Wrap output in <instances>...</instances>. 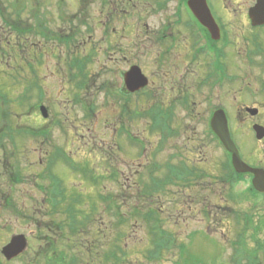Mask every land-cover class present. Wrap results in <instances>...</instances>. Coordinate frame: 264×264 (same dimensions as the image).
<instances>
[{
	"label": "rangeland",
	"instance_id": "obj_1",
	"mask_svg": "<svg viewBox=\"0 0 264 264\" xmlns=\"http://www.w3.org/2000/svg\"><path fill=\"white\" fill-rule=\"evenodd\" d=\"M110 1L112 3L113 0ZM134 1L138 6L132 12L123 13L122 17L112 20L114 24L107 28L103 22L109 4L106 5L103 0H1L2 6L21 9L22 16L30 18L34 9L41 8L47 20L57 27L63 25L69 28L73 25L70 24L72 13H77L76 20L73 19L78 25L77 49L82 51L80 54L93 52L94 59L88 64L91 78L88 88L82 89L77 85V80H73L70 83L74 86L71 90L70 85V89L64 88V82L67 84L70 81L62 78L64 76L58 71L59 67H56L58 65L52 56L44 57L39 73L41 77L37 81L46 90L43 102L49 108L47 127L51 133L41 153V138L25 134L26 128H37L43 117L39 110L34 109L40 98L37 91L34 89L27 92L25 87L28 79L18 76L20 72L23 75L20 65L21 61H25L19 51L23 45L13 46L15 40L8 43L0 38L1 54H5L0 59V68L7 70L0 72V264H44L46 256L42 249L46 248L48 253L57 248L68 250V245L75 246V243L80 247L84 244L82 249L79 247L80 250H73L79 254L76 260L78 264H105L104 252L116 249L117 246L121 249L119 251L125 253L121 256L124 259L120 264H151L148 258L146 263L144 259L146 252L153 250V235L158 229L173 231L184 243H187L186 234L197 229L196 233L190 234L192 242L189 248L194 253L196 250L201 251L203 245V234L199 231L201 228L230 227L229 235H236L239 229L237 225L247 224V215L253 225L252 229L260 228V236L264 238V203L254 195L247 196L252 183L246 176L240 181L230 182L229 186L224 184L223 176L229 173L226 152L216 139H212L211 143L208 141L210 131L207 130V117L211 112L224 109L241 158L252 166L264 169V139H257L252 129L255 123L264 125V29L253 30L247 14L256 0H210L230 39L226 49L229 75L216 86H213L212 80L205 79L208 73L205 60L192 61L187 49L169 51L164 58L171 40L160 38L166 33L163 19L167 13L171 17L170 22L174 23L173 19L176 18L171 15L174 9L170 7H174L176 1L170 4L169 0ZM111 6L117 8V3ZM138 9L143 13L136 11ZM185 22L184 27L189 31ZM114 27L119 29L120 37L116 36ZM132 28H135V33ZM220 32L218 43H223L226 36L223 39ZM177 37L180 39L184 36L177 32ZM191 42V39L187 41L188 46ZM61 49L63 58L64 52L68 50L64 46ZM248 49H251L250 54L253 56L252 59L247 57L249 60L243 56ZM15 54L19 59L17 62L12 60ZM10 61L15 65L11 70L12 75H8ZM135 64L148 78L149 86L143 94L129 93L126 97L128 120L124 122L129 135L141 141L144 146L129 140L127 132L121 131L123 108L118 96L117 99L114 96L123 82L122 73H126ZM203 76V84L198 87ZM173 84L187 87L188 90L184 88L187 91L185 95L189 96V105L192 107L187 112L181 109L175 111L173 125L179 132L174 138L165 141L169 146H162L159 126L151 123V120L156 121L153 117L157 114L152 106L159 103L158 89ZM108 89L114 94L108 93ZM184 92L179 91L178 96L184 95ZM88 103L87 107L93 108L91 117L87 116L85 108ZM178 103L181 104L180 98ZM252 107L258 108L257 114L249 112L248 108ZM144 108L149 109V118L145 114L131 119L135 112L144 114ZM10 123H13L14 129L19 130L10 133L8 131L11 130L6 131ZM59 150L69 153L72 161L66 164L61 154L56 156L54 152ZM176 152L182 153L175 154V161L172 160L178 163L177 166L180 164L182 169L185 167L189 170L188 165H197L202 177L204 172L208 173L202 178L205 181L203 189L195 193V188L185 190L186 187L177 185L176 181V186L173 184L166 192L151 194L153 187L146 184L164 179L165 163L172 159L170 154ZM177 155L180 157L177 158ZM51 160L54 162L50 163ZM86 161L87 168H92L90 173L95 169L107 178L96 185L89 174L80 169ZM48 172L61 178L63 187L67 188L66 194L62 196L64 198H60L63 200L61 206L65 208L67 201H70L75 204L77 211H86L90 215L89 229L83 227L78 232V225L76 228L67 225L73 218L69 219L65 213L61 216L58 212L48 210L46 193L43 192L51 182ZM115 172L117 175L111 177ZM211 174L215 190L210 188ZM227 177L229 174H226ZM74 191L85 193L87 197L77 202L75 198H69L75 196ZM228 193L239 194L236 201L230 200ZM111 194H119L126 200L116 202L123 206L121 217L108 212L111 204L115 203L106 202ZM195 194L198 198H206L205 207H197L205 209V212L218 213L216 220L215 215L206 216L205 219L204 216H194L192 213L195 211L191 212V207L178 204L183 203L184 198L193 199ZM6 199L10 200L9 203L1 205ZM135 200L136 203L147 202L152 207L156 205L153 209L158 211L157 214H147L150 212L146 209L148 205L144 210L137 206L136 220L130 214ZM155 216L163 219L162 227L153 226L152 217ZM177 216L184 218L176 223ZM119 219L123 223L116 227L115 222ZM103 222L106 227L98 232ZM260 232L254 238H258ZM21 233L28 238L26 250L18 258L6 260L1 253L2 247L13 235ZM211 233L216 234L215 231ZM216 235L219 236L218 233ZM93 238L96 246L90 251L89 245L85 244L94 241ZM113 261L110 258L109 264Z\"/></svg>",
	"mask_w": 264,
	"mask_h": 264
},
{
	"label": "flooded vegetation",
	"instance_id": "obj_2",
	"mask_svg": "<svg viewBox=\"0 0 264 264\" xmlns=\"http://www.w3.org/2000/svg\"><path fill=\"white\" fill-rule=\"evenodd\" d=\"M172 1L174 0H169L168 4H170ZM175 1L176 2H175L174 7H170L174 9L171 12V15L173 16V18H176V19H173L174 23L170 22L171 17L167 16V13H165V17L163 19L164 20L163 27L166 33L162 34L160 38L162 40L163 39L165 40L166 38L171 40V43L169 44L167 48V52L164 58L167 57L169 51L185 48L187 49V53L190 56V59L192 61L195 62V61H198V59L205 60L204 62L205 68L208 70V73L205 79L208 81L212 80L213 86H216V84L220 85V82L226 79L227 76L229 75L227 72H229L230 66L228 65V63H226V60H227L226 49L229 46L230 39L228 36H226L227 33L224 32L225 27H222V24L219 22L220 21L219 17H217L215 13L216 7H214V5L212 4V2H210V0H207L208 7H210L211 9V13H212V16L215 18L216 25L217 26L219 25L220 27L219 33H221L220 32L221 30L223 34L222 35L223 39L226 36V39L223 43H218L221 37L218 36L217 38H215L211 32V29L208 27H205L198 20V18L196 19V21L194 20V18L192 17L194 15L192 14L191 10L186 7L185 1L187 0H183V1L175 0ZM103 2L106 5L109 4L108 12L105 15L106 19L103 22L107 28L110 27V25L114 24L112 20L115 21L118 17H122L123 13L128 14V12H132V9L138 6V4L134 0H113L112 3L116 2L117 8H113V6H111L112 3L110 0H103ZM136 11L143 13V11L139 9ZM76 18H77V13H72L70 24H73V25H70L71 30H70V27L66 28V27H63V25H59L57 27V26H53L47 20V18L45 17V12H43V9L41 8L34 9V11L31 14V18H30V17L22 16L21 9L6 8L2 6L1 0H0V38H2V40L4 39L7 40L8 43H10L11 40H15L14 43L12 44L13 46L23 45V47L19 50L20 54L23 57V60L25 61V62L21 61L22 66L20 65V68L23 70V75L21 74L22 72H20L18 76H23V78L26 77V79H28V84L25 87L27 92L29 90L35 89L40 97L34 109L39 110L43 118L40 119L41 122L37 128L36 127L26 128L25 134H29L31 135V137H34V138L36 137L41 138V145H40L41 153H43L42 150L45 149L46 141L48 138H50V133H51L50 128L47 127V120L49 119L48 117L50 116L49 108H47L48 106H46V104H44L43 102L45 95H46V90L43 88V84L37 81V79L41 77L39 73H41V64H43L44 62V59H45L44 57L49 56V55L52 56L51 58L54 60L55 64L58 65L56 67H59L58 71H60L61 74H63L64 76V77L62 76L61 77L63 79L65 78V80L67 78V81H70L67 84L66 82H64L65 89H70V86H71L70 83H73V80H77L78 82L77 85L79 87L82 86L81 87L82 89L88 88V84L91 79L90 73L88 70V64H90L93 61L94 56L92 55L93 52L80 54V52L82 51H79L77 49L76 44L78 42V38L76 35L78 34V25L75 23V21H73V19L76 20ZM249 19H250V16H249ZM184 22L187 28L189 29V31H186L184 27ZM250 25L253 27V30L255 31H257L258 29H262V28L264 29V25H258V26L252 25L251 19H250ZM53 27H57V28H53ZM128 29L129 28H124V30H128ZM113 30L117 31L116 36L120 37L119 29L114 27ZM168 31L169 33L167 34ZM175 31L179 32L181 36L183 34L184 37L179 39L177 37V32ZM132 32L135 33V28H132ZM188 38L192 40L190 46H188V43H187V41L189 40ZM63 46L66 49V51L68 50V52H64V55L62 58L63 50L61 49V47ZM1 52H2V49H0V57H1L0 59H2L5 55L3 54L2 56ZM250 52H251V49L246 50L243 56L245 58L250 57V59H252L253 56L252 54H250ZM18 56L19 55H17V57ZM9 57H11V55ZM247 59L249 60V58ZM12 60H16V62L17 60H19L16 58V54L12 58ZM80 61L84 62V64L82 65ZM9 63H10L9 64L10 71H8L9 72L8 75H12L11 70L14 68L15 65L12 64L11 61ZM136 64L133 66H136ZM1 71L7 72V70H2L0 68V72ZM126 74H127V71L126 73H122L121 75L123 82L121 83L120 87H118L117 93L119 96V104L123 108L122 115H124L122 116L123 124H121L122 125L121 131L125 133L127 132L128 139L130 140L128 127L126 126L124 122V120L125 121L126 119L128 120L126 97H128L129 93L138 94L139 92H141L143 94V91L146 92V90L148 89L149 84L148 86L139 88L138 90L131 92L128 90V86L125 83ZM14 76L16 77V75ZM203 79H204V76L201 78V81H199L198 87L203 84V81H204ZM77 85L76 87L78 88ZM73 87L74 86L72 85L71 90L73 89ZM184 88L188 90L186 86H184ZM184 88L182 85L178 86L177 84H173L168 87L164 85L163 87H160L157 91L158 96H159V99L157 100V102L159 103L158 104L154 103L152 106L153 108L156 109L157 114L153 117V119L156 118V121L151 120L152 117L150 120H151L152 125L159 126L160 132L158 133H160L159 135L162 134L161 135L162 136L161 137L162 146L163 144L169 146L165 141H168L171 137L174 138L179 132V129L177 128L175 129L173 125L174 117L176 114L175 111L177 109L186 111L190 107H192L191 104L189 105L190 103V101L188 100L189 96L185 95L187 91ZM110 91L112 92L111 89L107 90L108 93H110ZM179 91H185L183 93L184 95H181L179 97L178 96ZM112 94L114 93L112 92ZM166 96H169V97L166 98ZM179 98H180L181 104L178 103ZM87 105H89V103L85 104L86 110L89 111L87 116L91 117L93 114L91 115L90 112L91 110H93V108L90 109V107H87ZM42 107L46 108L47 116L41 113ZM148 110L149 109L147 108L143 109V111H145L144 113H146L147 117L149 118ZM211 116L212 114H210L207 117V120H208L207 124H209V127H208L209 129L207 128V130L210 131V135H208L210 139H208V141L210 143L212 142V139H215V135L213 131H211V128H210ZM9 126L10 128H7L6 130V131L11 130V131H8L9 133L19 130V128L14 129L13 123H10ZM27 131L28 133H26ZM66 131L67 130L65 129V132ZM59 151H56L54 153L57 154L56 156H59V154H61V158L64 159L66 164H67V161L69 160L72 161V156L69 153H67L64 150L63 151L59 150ZM192 151L199 152V150L198 151L192 150ZM175 154H182V153L176 152V153L170 154L172 155V159L167 160L165 163L166 164L165 165L166 176L163 179V185L157 186V187L153 186L152 190L154 191L151 194H157V192H160V193L166 192V190H168L170 186H173V184L175 186L176 184L181 185L182 187L185 186L186 187L185 190L195 188L196 189L195 193L198 192L197 190L201 191L203 189V186H204L203 183L205 181L203 182L202 178L208 175V173L206 174V172H204L203 174L202 172L203 174V177H202V175L200 174L201 171L199 172V168L197 165H196L197 167L194 165L193 166L188 165L187 168L189 170H187L185 167H183L182 169L180 164L177 166L178 163L173 162L175 161L173 160V158H176ZM51 155L55 156V154H51ZM179 157L180 155H177V158ZM56 158L57 157H55V159ZM187 174L189 175L187 176ZM226 174L228 173L226 172ZM226 174H224L223 176L224 178L222 179V181L224 182L226 186L227 185L229 186L231 184L230 182H233V179H230L228 177L225 178ZM210 176H211V180L209 181L211 184L210 188L212 190H215V187L212 186V184L214 183V180L212 179L214 177L212 174ZM246 177H248L249 180L251 181L253 175L251 173H246ZM176 181L177 183L175 184L174 182ZM253 194L255 195V197H257V200L259 201L262 200V202L264 203V192L256 191ZM253 194L252 192H250V193H247V196H253ZM238 195L239 194L234 195L232 193H228L227 197L230 200L236 201V199L238 198ZM239 197L242 198V194H240ZM205 199L206 198H198V196H196L195 194L193 199L184 198L183 203L178 202V204H180L181 206L188 205L189 207H191L190 211L191 212L195 211L192 213L194 214V216L199 215L201 218L202 216H204V219H205L206 216L215 215L214 219L216 220L218 218L217 217L218 213L215 214L210 211L205 212V209L197 207L199 205L201 207L203 206L205 207V201H206ZM9 201H10L9 199L3 200L1 205L9 203ZM123 201L126 202V200H121L120 202H123ZM106 202H110V201H106ZM146 205H148L147 202H143L142 204V203H136V200H135L133 207L136 208V214L133 217H135L136 220H138L137 206H140L139 208L142 207L144 210ZM152 206L150 205L146 209L150 211L147 214H150V215L153 214L154 216V214H157L158 211L157 210L155 211L153 209L154 207H157L156 205H154V207ZM196 207L197 209L195 210ZM158 209L160 208L158 207ZM62 211L63 210H61V212ZM64 213H66V211H64ZM190 214L188 215L189 217H191L192 215ZM60 215L63 216L64 214L60 213ZM150 215L148 216L151 217ZM67 216L69 217V219L71 218V216L69 215ZM82 218H86L87 220V224L85 223L86 225H83V227H86V229H89L88 225L91 222L89 221L90 215H82ZM182 218L184 217L177 216L176 223L180 222ZM152 219L154 222L153 226L156 225L158 227L159 226L162 227L164 225L162 218L159 219V217L155 216L154 218L152 217ZM247 221L248 222L245 225L244 224L237 225L236 228H239V229L237 230V233H235L236 235H232V236L229 235V233H231L230 227H222V226L218 227L217 226V228H208V227L201 228L199 231L202 232L203 234V239H202L203 245L201 247V251L196 250L194 251V253L191 252L189 248L190 247L189 244L190 242H192V240H190V237H191L190 234L196 233V231H198L197 229L190 230L186 234L187 243H184L183 241H181L179 239L180 237L171 230L166 229L164 231L162 228L161 229L162 231H161L160 229H158L155 235H153V239L155 238L154 240H152L153 250L147 251L146 257L144 253V257H145L144 261L146 263L147 258H148L151 264H264V238L263 237L261 238L260 236L262 231L258 227L252 229L253 225L250 224V219H248ZM67 225L69 226V222L67 223ZM105 227H106V224L103 222V226L99 225L98 232H100V230H103L102 228H105ZM210 231L211 232L215 231V233L216 234L218 233L219 236L214 233L210 234ZM258 231L259 232L261 231L258 234L259 237L254 238V236L257 235ZM213 235H216V237ZM86 245H89L90 251L94 250L96 246V240L88 241L85 244V246ZM68 246L70 248V249L68 248V250H62V249L58 250V248L51 252L49 250V253L52 256V261L54 262V264H78L76 261L79 258L78 252H76L75 254V252L73 251L75 248L73 249L71 245H68ZM82 246L80 247L81 249H82ZM42 252L44 256L46 253H48L46 248L42 249ZM110 254H111V250L108 252H104L103 261L105 264H109V261L111 258ZM44 264H48L47 257H45Z\"/></svg>",
	"mask_w": 264,
	"mask_h": 264
},
{
	"label": "water",
	"instance_id": "obj_3",
	"mask_svg": "<svg viewBox=\"0 0 264 264\" xmlns=\"http://www.w3.org/2000/svg\"><path fill=\"white\" fill-rule=\"evenodd\" d=\"M189 7L192 8L194 14L205 27L211 29L215 38L219 36V27L215 23L214 17H212L210 8L207 5V0H189ZM249 15L253 25L264 24V0H257L254 6L249 10ZM125 82L131 91H134L140 87H144L148 84V78L141 72L140 68H131L125 77ZM249 112L253 115L258 113V108H248ZM42 112L47 116L46 108L42 107ZM211 127L217 134L218 138L222 141L226 150L231 154V160L233 167L240 173L249 172L254 175L253 185L256 190L264 192V169L259 167L250 166L245 160H242L240 150H238L236 143L232 140L231 130H229V119L224 109L216 111L211 119ZM256 138L259 140L264 139V125L258 123L253 124ZM28 245L27 238L22 233L12 237L11 241L3 248V254L12 259L22 254Z\"/></svg>",
	"mask_w": 264,
	"mask_h": 264
},
{
	"label": "trees",
	"instance_id": "obj_4",
	"mask_svg": "<svg viewBox=\"0 0 264 264\" xmlns=\"http://www.w3.org/2000/svg\"><path fill=\"white\" fill-rule=\"evenodd\" d=\"M80 62H81L82 65L84 64V62H82V61H80ZM88 113H89V111H87V114ZM144 115H145V113L143 114L141 112H135V113H133V117L134 118H131V116H130V118L133 120L135 118H139V116L141 117V116H144ZM216 139H217V137H216ZM130 140H132L134 143L141 144V141H139L138 139H135V137H133L132 135H130ZM52 161L53 160H51L50 163ZM83 165L84 166L81 165L82 167L80 169L85 174H89V176H90L89 178H91V180L96 185L101 183L103 179L107 178V176L105 174L99 173L95 169L92 170V172H91L92 174H91L90 170L92 168H90V167L87 168L88 161H86L85 164H83ZM228 167H229V170H228L229 171V173H228L229 174V178L233 179V181H237L239 178H243L244 177L243 174H239V173H237L236 171L233 170L231 161L229 159H228ZM51 172H48V176L50 177L49 180H51V182H49L48 186L45 187V191H44L46 193V200L45 201H47L48 210L52 211L53 213H57L58 212L59 214L60 213L64 214V211H66L65 214H67V215L71 216V218H73L72 222L69 223V226H72V228L73 227L76 228V225H78L77 231L80 232L81 229H83V225H86L85 224L86 221L84 222V220H86V218H80V217H81V215H88V214H87L86 211H77L76 208H75V204L73 202H70V201H67L68 205L65 208H63L64 206H61V204L63 203V200L62 199L60 200V198L63 196V194H66V191H67L66 189L67 188L63 187L62 179L61 178L59 179L58 176H56L55 174H53ZM115 175H117L116 172L113 175H111V177H114ZM146 185L151 186V187H153V186H155V187L162 186L163 185V180H158V181L154 180L153 183L146 184ZM249 191L252 192V194L256 192L252 187H249ZM74 192H76L75 196L72 195L69 198H75V201H77V200L78 201H81V200L83 201L87 197L85 193L80 194L81 192L80 193H77V191H74ZM62 198H64V197H62ZM107 198H108V200L110 202H115V203H113V205L111 204V206L108 209V212H112V214H115L116 216L121 217V210H122L123 206H122V204L116 203V202H120L121 200H123L121 198V196H119V194H111L110 197H107ZM131 208H132V210L130 211V214L134 216L136 214V212H135L136 208L135 207H131ZM61 210H63V211L61 212ZM122 215H123V212H122ZM77 217L79 219H81V220H79ZM122 221H123L122 219H119L118 221H116L115 222V226L118 227V226L122 225V223H123ZM72 247H73V249L74 248L79 249L80 246H79V244L77 245V243H75V246H72ZM119 248H120L119 246L116 247V249L118 251L116 249H112L111 250V254L110 255H111V258L114 260L112 264H118V263L122 262V260H123L121 256H124L125 253L123 251H119V250H121ZM45 256L47 257L48 264H50V263L54 264V262L52 261V256L49 253H46Z\"/></svg>",
	"mask_w": 264,
	"mask_h": 264
}]
</instances>
